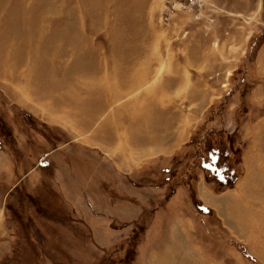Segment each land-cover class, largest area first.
Returning a JSON list of instances; mask_svg holds the SVG:
<instances>
[{"label": "rangeland", "instance_id": "374dc122", "mask_svg": "<svg viewBox=\"0 0 264 264\" xmlns=\"http://www.w3.org/2000/svg\"><path fill=\"white\" fill-rule=\"evenodd\" d=\"M162 10L163 0H0V50L15 42L24 47L18 52L24 57H16L23 64L8 72L0 67V149H12L17 162L23 147L38 146L39 134L46 136L47 152L55 146L67 152L73 140L80 143L68 122L45 123L34 110L40 95L59 90L51 96L63 94L65 104L80 101L83 123L82 106L98 109L101 104L87 100L101 84L95 80L98 72L110 73L111 93L127 92L111 100V120L118 123L119 110L135 109L131 98L162 82L174 62L173 98L159 104L175 113L176 136L190 131L185 136L189 144L176 153L169 188L157 202L148 200L138 218L113 182L102 183L107 196L84 187L72 195L55 182L47 157L25 166L32 175L38 177L43 168L45 174L34 185L20 182L8 196L2 216L13 238L0 246V264H256L216 216L201 212L195 201L204 170L209 179L218 177L204 168L205 145H214L213 155L219 151L214 156L219 167L230 168L240 155L229 157L221 149L231 142L228 128L262 124L264 90L258 82L264 0H207L200 14L178 10L169 19L162 18ZM41 26L44 35L38 34ZM178 74L184 78L177 84ZM29 82L34 93L22 96L23 83ZM135 84L134 90L127 89ZM18 94L26 99H17ZM30 97L37 100L27 102ZM234 142L241 146L238 133ZM137 199L129 196L132 202Z\"/></svg>", "mask_w": 264, "mask_h": 264}, {"label": "crops", "instance_id": "0c3cea01", "mask_svg": "<svg viewBox=\"0 0 264 264\" xmlns=\"http://www.w3.org/2000/svg\"><path fill=\"white\" fill-rule=\"evenodd\" d=\"M262 56L261 71L263 75L258 83L264 90V51ZM158 59L159 57H157ZM175 75V65L172 62L171 69L164 74L162 82L158 81L152 84L150 89L148 88L142 94L131 98V102L133 100L136 103L135 109L132 106L128 108L125 106L119 110L118 123L111 120V100L125 98L127 92L111 93L110 73L108 72L96 74L95 80L101 84L97 85L98 87L93 90L92 96L87 100H98L101 104L98 109L82 106L80 115L86 119V121H82L83 123H79L78 118L80 101L75 100L74 103L65 104L63 94L51 96L52 92L54 94L59 90H53L49 95L46 93L40 95L37 101L39 107L35 108L34 111L48 120L45 123L62 124L68 122L70 133L73 136L77 133L80 143L71 144L74 143L73 140L68 144L73 149L67 152L61 151V147L58 146L52 148L51 152H47L46 136L41 137L39 134L37 137L38 146L34 148L43 152L39 153L34 148L23 147L21 163L17 162L16 158L18 157L12 149L10 151L4 147L0 149V246L4 242L8 243V240L12 241L13 238V235L7 236L9 230H7V222L2 216L5 209L4 205L9 199L8 196H11L10 193L16 186H19L20 182L34 185L38 179L41 180L42 172L45 174V169H38L40 162L34 164V171L37 172L38 169L39 178L36 174L32 175L34 172L30 170L31 167L27 170L24 167L30 166L42 158L45 161L47 160L46 157L50 159V168H52L54 180L66 192L71 191L72 193L84 187L97 195L107 196L104 190L105 186L103 187L102 183L107 182L111 185L113 182L120 191L124 192L125 196H128L125 203L132 204L131 209L136 214V218L145 212L143 205L150 201L152 203L157 202L156 200L162 197L160 196L161 193H165V189L169 188L167 184L174 177L176 153L182 146L189 144L186 142L185 136L190 131L185 134L184 130L182 134L176 136L175 113L165 107L161 109L159 104V102H166V100L173 98L170 97L176 84ZM178 75L182 78L177 81V84L183 82L184 78L183 75ZM87 80H92L95 83L92 78ZM32 86L31 82L23 83L22 96H30V93H34ZM136 87L135 84V87L132 86L127 89L134 90ZM70 90L75 92L73 86ZM18 96L17 99L21 100L22 96L19 94ZM22 99L26 98L23 97ZM34 100L37 99L30 97L27 102ZM139 102L143 104L139 105ZM152 102L153 105L150 104ZM63 107L67 108L64 113H62ZM102 116L106 119L96 125L94 119ZM235 133L240 135L241 146L234 142ZM227 134L228 141L231 142H228L227 150L224 148L225 146L221 149L228 151L226 153L229 157L233 152L240 155L239 163L237 157L235 162L230 164L235 173L231 177V171L226 173L227 175L222 173V175L211 180L204 170L202 178H199L197 182L199 199L195 202H198L200 206L198 208H201V212L205 209L210 211L213 216H216L222 227L237 238L236 241L245 248L246 257L256 264H264V117L262 124L248 125L241 129L229 127ZM23 139L24 142H30L25 135H23ZM197 146L201 147L200 143ZM206 146L209 148L206 149ZM205 150L208 154L207 162H210L211 157L214 160L219 159L214 157L219 151L213 155L211 142L205 145ZM82 158H85V163ZM231 178L236 179L232 187L223 185L224 181ZM123 181L129 182V185L123 187L120 184ZM131 182H134V186H131ZM106 188L109 189V187ZM168 191L166 198L171 196ZM146 192L148 193L146 194ZM68 194V196L71 195ZM129 196L138 198V201L133 200L134 202H132L129 200ZM148 200L150 201L148 202ZM193 208L195 211L197 210L196 206ZM130 212H124V216H121L126 218ZM112 226L116 229L114 225ZM151 227L153 229V226ZM90 228L95 230L92 226Z\"/></svg>", "mask_w": 264, "mask_h": 264}, {"label": "built area", "instance_id": "2783aa9c", "mask_svg": "<svg viewBox=\"0 0 264 264\" xmlns=\"http://www.w3.org/2000/svg\"><path fill=\"white\" fill-rule=\"evenodd\" d=\"M207 0H163L162 18L169 19L175 11H198L201 13Z\"/></svg>", "mask_w": 264, "mask_h": 264}, {"label": "bare ground", "instance_id": "6f19581e", "mask_svg": "<svg viewBox=\"0 0 264 264\" xmlns=\"http://www.w3.org/2000/svg\"><path fill=\"white\" fill-rule=\"evenodd\" d=\"M38 34L39 35H44L45 34V31H44V29H43L42 26H41L40 30L38 31ZM10 37H13V36H8L7 38H10ZM7 42H10V41L8 40ZM25 42L26 41H22L20 43L23 44ZM20 48H24V47L21 46V45L17 46V44L15 42L10 47H8V49H5V50L2 49V50H0V57L5 56L7 58V59H5L4 57H2V59L4 58L5 60L4 59L3 60L0 59V67H3V70L4 71H7L8 72L11 69L12 65H20V64H23L21 61H19L18 59H16V57H24V56L18 54V52H20L19 51ZM11 62L13 64H11Z\"/></svg>", "mask_w": 264, "mask_h": 264}, {"label": "trees", "instance_id": "16d2710c", "mask_svg": "<svg viewBox=\"0 0 264 264\" xmlns=\"http://www.w3.org/2000/svg\"><path fill=\"white\" fill-rule=\"evenodd\" d=\"M208 148H209V146H206V149H208ZM203 149L205 150V147ZM211 149H213L214 151L216 150L212 143H211ZM205 152H206V150H205ZM202 157H204L203 153H202ZM204 158H206V157H204ZM239 162H240V156H239V159H238V163ZM204 166H205V168H207L212 173H215L217 176L222 175V173L224 175H227L226 173H228L230 171H232V173H233L232 175H234V173H235V170L231 166H230V168L226 167V166L223 167V168L219 167V159L214 160L213 157L210 158V162H204ZM235 178H231V179H229L227 181H224L223 185H226V186L230 185L232 187L233 186L232 184L236 181Z\"/></svg>", "mask_w": 264, "mask_h": 264}]
</instances>
